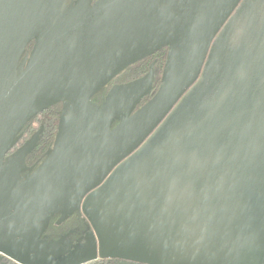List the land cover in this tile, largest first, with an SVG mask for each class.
<instances>
[{
  "label": "water",
  "instance_id": "obj_1",
  "mask_svg": "<svg viewBox=\"0 0 264 264\" xmlns=\"http://www.w3.org/2000/svg\"><path fill=\"white\" fill-rule=\"evenodd\" d=\"M242 1L0 0V260L39 264L52 218L82 211L101 259L264 264V28L236 18ZM164 49L147 103L155 63L90 103ZM59 103L53 150L23 178V150L7 156Z\"/></svg>",
  "mask_w": 264,
  "mask_h": 264
},
{
  "label": "trees",
  "instance_id": "obj_2",
  "mask_svg": "<svg viewBox=\"0 0 264 264\" xmlns=\"http://www.w3.org/2000/svg\"><path fill=\"white\" fill-rule=\"evenodd\" d=\"M73 1L76 0H68L69 3ZM94 1L96 0H93V2ZM68 2L67 4L69 5ZM33 44L34 43H31L27 47L25 54H29L32 51ZM167 53V49H164L152 57L142 60L139 63L127 68L115 80L99 91L95 95V98L100 101L103 98H106L114 87L145 77L149 73L150 66L155 60V80L151 92L143 99L142 105H144L155 95L160 87L161 76L166 63ZM62 113L63 103L56 104L48 110L38 114L22 131L23 138L18 146H16L19 148L17 152L23 150V178L31 175L52 152ZM83 221L91 224L83 212H76L62 221L55 217L50 221L42 240L58 241L62 237L68 235L72 230L82 231L84 228ZM86 264H110V262L108 259L98 258Z\"/></svg>",
  "mask_w": 264,
  "mask_h": 264
},
{
  "label": "rangeland",
  "instance_id": "obj_3",
  "mask_svg": "<svg viewBox=\"0 0 264 264\" xmlns=\"http://www.w3.org/2000/svg\"><path fill=\"white\" fill-rule=\"evenodd\" d=\"M165 66V65H164ZM157 73V71H156ZM162 77V76H161ZM26 178V177H24ZM82 212V211H79ZM83 230H72L58 241L41 242L42 255L39 264H63L70 260L99 258V242L91 224L83 221ZM55 260V261H54Z\"/></svg>",
  "mask_w": 264,
  "mask_h": 264
},
{
  "label": "flooded vegetation",
  "instance_id": "obj_4",
  "mask_svg": "<svg viewBox=\"0 0 264 264\" xmlns=\"http://www.w3.org/2000/svg\"><path fill=\"white\" fill-rule=\"evenodd\" d=\"M75 2L76 1H73V2H70V3L68 2V3L70 5L71 3L75 4ZM251 3H252V0H243L240 3V5L238 6V8L236 9L234 15L236 16V18L237 17H241L244 21H248L249 22V25H250V28H251V31H253V28L252 27L254 25L256 27L257 33H259L260 30H261V28H264L263 27V21H264V0H259V3L260 4L255 6L254 16H251L252 15V11H251V9H249L250 6H251ZM250 33L251 32L248 31V34L249 35H250ZM261 33H260V35H261ZM249 38H252V36L249 37ZM153 63H155V66H156V61L155 60L153 61ZM106 99H107V97L106 98H103L102 100L99 101L94 96L90 100V103L101 107L104 104V102H105ZM141 106H142V103H141ZM117 124H118V121H115L114 124L112 125V128H114ZM22 138H23V133H22V136H21L20 140L17 143V146L20 143V141L22 140ZM17 146H15L12 149V151L9 153V155L7 157H11V156H13V155H15L17 153V150L19 149V148H17ZM56 217H57V219L58 218L60 219V216H56ZM54 218H52V219H54ZM109 262H110V264H136V263L125 262V261H122V260H109ZM0 264H17V263H15L12 260H9L7 258H2L0 260Z\"/></svg>",
  "mask_w": 264,
  "mask_h": 264
},
{
  "label": "bare ground",
  "instance_id": "obj_5",
  "mask_svg": "<svg viewBox=\"0 0 264 264\" xmlns=\"http://www.w3.org/2000/svg\"><path fill=\"white\" fill-rule=\"evenodd\" d=\"M70 107H71V102L69 100H66L64 102V113H65V117H67L69 111H70Z\"/></svg>",
  "mask_w": 264,
  "mask_h": 264
}]
</instances>
